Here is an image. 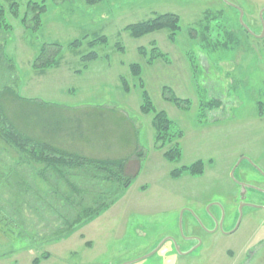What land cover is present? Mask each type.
<instances>
[{"label": "rangeland", "instance_id": "obj_1", "mask_svg": "<svg viewBox=\"0 0 264 264\" xmlns=\"http://www.w3.org/2000/svg\"><path fill=\"white\" fill-rule=\"evenodd\" d=\"M17 1L18 18L8 10L11 1L0 0L12 26L1 33L0 44L17 67V79L10 83L28 98H4L19 127L39 138L50 130L55 146L94 157L126 156L130 146H141L150 157H144L130 187L109 209L60 240L52 237L63 225L57 210H45L37 199L38 192L48 190L47 182L27 174L29 190L16 206L12 196L19 188L9 186V173L0 176V264H34L44 253L50 257L38 264H264V116L257 111V101L264 100V0H104L93 5L46 0L48 9L36 31L21 22L28 0ZM166 12L180 16L174 41L168 29L141 38L126 29ZM101 35L107 36L106 44H84L79 51L69 45ZM153 41L169 63L159 58L147 64L138 47L150 50ZM44 43L61 44L63 60L59 68L45 71V78H35L39 71L32 62ZM92 50L101 57L84 68L80 56ZM132 63L142 65L141 78L155 106L167 111L175 129L184 133L180 161L151 157L152 114L141 112V79L131 71ZM68 69L71 75L62 78ZM117 70L129 92L119 77L114 79ZM164 86L188 99V108L166 100ZM212 99H220L222 106L204 111L203 104ZM24 110L32 113L30 123ZM8 146L0 138L1 174L15 167L19 157ZM199 159L206 163L203 175H170L171 169ZM16 176L9 181L15 183ZM211 211L216 215L213 231L196 229L201 237L184 245L187 217L201 220ZM229 250L236 252L234 257L241 253L240 259L234 262Z\"/></svg>", "mask_w": 264, "mask_h": 264}, {"label": "trees", "instance_id": "obj_2", "mask_svg": "<svg viewBox=\"0 0 264 264\" xmlns=\"http://www.w3.org/2000/svg\"><path fill=\"white\" fill-rule=\"evenodd\" d=\"M10 1L8 10L12 16L18 18L20 16V4L17 0ZM102 1L104 0H87L90 5ZM26 7V12L22 16L21 22L32 31L40 29L42 16L48 9L46 0H28ZM6 12L7 9L0 3V35L1 33H8L12 29L11 23L7 20ZM180 21L178 14L166 12L157 14L147 20L129 24L126 29L134 38H141L159 30L168 29L170 32L168 37L171 41H174L181 29ZM86 40V37L76 39L69 45L79 51L78 49L82 48L84 44L93 48L98 43L106 44L108 42V38L105 35L98 36L84 43ZM117 47L124 50V46L121 43H118ZM139 52L146 58L148 63H153L158 58L169 60L167 54L161 51L154 41L150 50L141 46L139 47ZM61 54V44L44 43L37 56H35L32 67L36 70L38 69L39 72L59 67L63 60ZM80 57L85 68L90 62L97 60L101 56L92 50L81 54ZM130 68L133 74L141 79L139 83L142 96L141 112L152 114L154 147L162 151L167 160L171 162L180 161L183 156V148L180 142L184 134L183 131L175 129L174 121L168 113L155 106L149 91L145 88V83L142 81L141 64L132 63ZM16 79V64L13 59L7 57L4 46L0 44V138L19 155L15 162V167L10 166L9 171L6 170L3 174H1V171L0 176L2 177L6 173H9L7 175L10 177L17 175L16 177L18 178L15 183L9 181L10 177L8 178L10 187L17 186L19 188L12 196V198H15L13 200L16 206L19 205L18 199L19 201H25L23 200L25 199L23 193L29 190L26 183L27 174L40 175L47 182L49 185L48 190L46 192H38L37 199H40L39 202L46 206L45 210H57L56 215L61 219L63 225L53 231L52 237L56 238L55 236L59 235L56 239L60 240L69 236L83 224L99 217L123 195L141 169L146 152L144 148L137 146L133 152L126 156L94 157L76 148L55 146L50 130H46L48 132L45 136L46 138H39L22 130L17 120L10 116L4 101L7 96L16 102L28 101V98L22 96L13 83H10V81L14 82ZM121 81L123 89L129 92L131 87L128 81L124 77H122ZM162 93L166 100L173 102L179 108H188L190 105L188 99L178 97L168 86L163 87ZM39 103L42 105L52 104L46 101ZM203 105L204 111L214 110L222 106V101L220 99H212ZM257 111L260 117L264 116V100L257 101ZM24 112L27 123H30L32 121V113L28 114V111L25 110ZM58 132L60 133L61 131ZM57 135L58 133L56 132L55 136ZM133 160H137L138 169L136 167L134 173L130 174L128 166ZM2 162L3 159L1 158L0 163ZM38 164L43 167L37 171L35 165ZM205 168V161L200 159L190 165L173 169L171 176L179 178L184 173L191 176H201L204 174ZM62 181L65 188L61 186L62 183L60 182ZM21 184L23 186L25 184V188H21ZM58 206L62 210L59 211L57 209ZM34 209H36L37 213H41L40 208L36 205H34ZM44 209L42 210L45 211ZM49 257V253H44L41 257L35 258L33 262L38 264L40 258L48 259Z\"/></svg>", "mask_w": 264, "mask_h": 264}, {"label": "crops", "instance_id": "obj_3", "mask_svg": "<svg viewBox=\"0 0 264 264\" xmlns=\"http://www.w3.org/2000/svg\"><path fill=\"white\" fill-rule=\"evenodd\" d=\"M154 33V32H153ZM153 33H150V34H153ZM149 34V35H150ZM139 47H141V46H139ZM139 47H138V51H139ZM161 51H163V50H161ZM164 52V51H163ZM164 53H166V52H164ZM167 54V53H166ZM167 56H168V54H167ZM159 59V58H158ZM162 59V58H161ZM168 59H169V57H168ZM163 61H164V63H169V61H170V59L168 60V61H166V60H164V59H162ZM147 64L148 65H153L154 64V62L153 63H148L147 62ZM147 65V66H148ZM61 66V65H60ZM59 66V67H60ZM142 66V65H141ZM59 67H57V68H59ZM101 68L102 67H104V66H100ZM107 67V66H106ZM149 67V66H148ZM50 69V68H49ZM52 69V68H51ZM47 71V70H46ZM49 71V70H48ZM54 71V70H53ZM64 72V74H62L61 75V77L62 78H64V77H69L70 75H71V70H63ZM144 71V69H143V67H142V72ZM117 73H115V75L113 76L114 77V79H117L118 77H119V79H121L122 80V77H121V75L119 74L118 75V70L116 71ZM47 72H43V73H37V74H35L36 76H35V78H37V77H46L47 76V74H46ZM50 73V72H49ZM39 74V75H38ZM142 74V73H141ZM103 76H105L106 77V75H103ZM105 77H100V78H105ZM109 78H111V76H109ZM142 81H143V79H142ZM144 82V81H143ZM169 87V86H168ZM164 97V96H163ZM141 106V105H140ZM161 110H164L163 108H161ZM165 111V110H164ZM167 112V111H166ZM168 113V112H167ZM168 115H169V113H168ZM151 125H152V119H151ZM199 143V140H194V145H196V144H198ZM115 148H119V146H114ZM134 147L136 148L137 146H130V148H131V152H133L134 151ZM103 148L105 149V150H107V149H110V148H112V146H103ZM153 153L151 154V157H152V159L154 160V159H156L157 161H160V160H162V161H165L164 159H166L165 158V156H164V154H163V152L162 151H160V150H158V149H156L154 146H153ZM145 157H146V159L148 160V158L150 157V155H145ZM200 160V159H199ZM202 160V159H201ZM197 161V160H196ZM132 162H134L135 164H134V166L131 164ZM130 164H129V166H128V172L130 173V174H133L134 173V171H135V169H136V167L138 166V162H137V160H133ZM192 164V163H191ZM136 165V166H135ZM142 166V165H141ZM183 166H186V165H183ZM135 167V168H134ZM182 167V166H181ZM130 168L132 169V172H130ZM173 169H171V171H172ZM171 171H170V175H171ZM189 177L191 176V175H189V174H187ZM195 177V176H194ZM177 179V178H176ZM147 186H143V188H146ZM188 218V220H187V222L184 224V227H185V231H186V235L188 236L187 237V239H185V238H183L184 240H182V242L184 243V245H191V243L193 244V243H195L196 241L195 240H193V238H194V236H200L201 237V235H198L197 234V232L195 231L196 230V228H194L193 226H192V219H191V217H187ZM198 229V228H197ZM200 230V229H199ZM200 231H202V230H200ZM168 233H171V232H168ZM178 240V239H177ZM189 241H193V242H189ZM195 241V242H194ZM86 244L87 245H90L91 244V241H86ZM203 244H204V242H203ZM209 247V245H206V249ZM205 249V248H204ZM229 252L233 255V258H235V260H234V262H236V261H238L239 259H240V256H241V253L240 254H238L239 256L238 257H234L235 256V254H236V252L235 251H233V250H229ZM135 263V261H129V262H127L126 264H134ZM247 264H251L250 262H248Z\"/></svg>", "mask_w": 264, "mask_h": 264}, {"label": "flooded vegetation", "instance_id": "obj_4", "mask_svg": "<svg viewBox=\"0 0 264 264\" xmlns=\"http://www.w3.org/2000/svg\"><path fill=\"white\" fill-rule=\"evenodd\" d=\"M211 212L212 213L208 214L207 217H204L201 220H198V218L196 216H194V217L190 216L192 219V226L196 229L198 228V229L203 230V231H209V230L213 231V226H212L213 225V219L216 218V215L213 213V211H211ZM193 239H196L198 241V236L197 235L194 236Z\"/></svg>", "mask_w": 264, "mask_h": 264}, {"label": "water", "instance_id": "obj_5", "mask_svg": "<svg viewBox=\"0 0 264 264\" xmlns=\"http://www.w3.org/2000/svg\"><path fill=\"white\" fill-rule=\"evenodd\" d=\"M222 227V226H221Z\"/></svg>", "mask_w": 264, "mask_h": 264}]
</instances>
